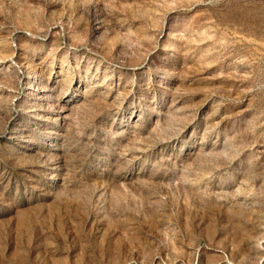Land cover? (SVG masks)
<instances>
[{"label":"rangeland","instance_id":"374dc122","mask_svg":"<svg viewBox=\"0 0 264 264\" xmlns=\"http://www.w3.org/2000/svg\"><path fill=\"white\" fill-rule=\"evenodd\" d=\"M0 264H264V0H0Z\"/></svg>","mask_w":264,"mask_h":264}]
</instances>
